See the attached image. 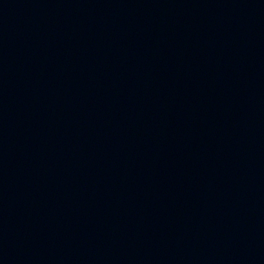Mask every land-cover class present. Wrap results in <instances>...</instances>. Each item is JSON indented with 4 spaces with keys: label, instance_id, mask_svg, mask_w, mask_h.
I'll use <instances>...</instances> for the list:
<instances>
[{
    "label": "water",
    "instance_id": "95a60500",
    "mask_svg": "<svg viewBox=\"0 0 264 264\" xmlns=\"http://www.w3.org/2000/svg\"><path fill=\"white\" fill-rule=\"evenodd\" d=\"M0 264H264V0H0Z\"/></svg>",
    "mask_w": 264,
    "mask_h": 264
}]
</instances>
